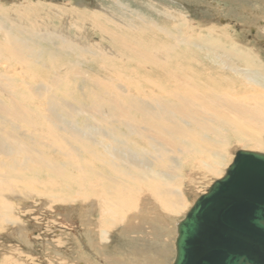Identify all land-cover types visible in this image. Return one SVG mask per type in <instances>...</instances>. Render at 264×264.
Segmentation results:
<instances>
[{"label":"bare ground","instance_id":"bare-ground-1","mask_svg":"<svg viewBox=\"0 0 264 264\" xmlns=\"http://www.w3.org/2000/svg\"><path fill=\"white\" fill-rule=\"evenodd\" d=\"M180 17L182 24L174 27L186 29L187 33L175 38L174 44L168 39L167 48L154 52L143 48L149 45L141 38L127 41L112 30H106V26L96 25V31L106 37V46L112 42L121 46L122 52L118 54L123 55H117V61L126 62L131 53L135 67L126 66L119 73H109L115 75L113 79L108 75L104 80L97 77L93 84L85 76L78 78L77 69L72 67L66 70L64 80H53L52 85L28 82L23 69L36 56L25 44L27 41L7 37L4 33L6 36L0 39V59L14 71L13 75L0 74V114L7 121H19L18 128L29 138L32 134L34 143H40L43 138L49 145L42 150L50 157L26 150L25 144L20 145L15 136L0 127V158L8 160H0V230L9 224L21 226L17 228L20 230L23 227L21 203L40 196L49 208L57 204L78 208L84 226L92 230L100 248L110 242L111 234L118 228L120 233L130 235L145 224L150 226L157 218L158 225L164 227L166 219L170 218L173 223L172 218L183 212L185 184L180 182L182 172L174 171L173 162L177 159L181 166L187 163V155H184L188 154L189 146L197 147L195 155L205 158L207 154L201 146L214 154L232 145L257 150L247 151H261L264 92L251 91V87L253 83L264 86V66L259 65L253 54L235 47L231 34L228 37L209 30L212 37L204 41L189 36V31L197 29L187 26ZM158 28L163 34L167 33L164 28ZM138 30L142 35L143 31ZM218 36H227L229 40L225 41L229 44ZM155 38L161 40L168 36L155 35ZM63 42L66 44L67 40L62 39ZM183 46L209 51L213 58L202 52L203 56L215 67H202L205 62L202 55L198 58ZM100 50L106 59L115 55L110 47ZM239 63L245 68L237 66ZM75 78V83L82 86L95 84L110 91L103 97H95L103 99L104 103L91 101L87 105L75 100L74 106L60 97L74 87L69 82ZM246 84L249 87H245ZM38 88L45 89L44 93ZM59 110L63 116L58 115ZM77 116L85 121L77 123ZM202 133L210 138H201ZM243 148L239 150H245ZM177 150L179 155L175 153ZM14 152L22 158L20 161L14 157H17ZM27 162L37 165L38 170L33 172L39 178L28 179L17 172L25 170ZM190 190L193 188L189 187ZM95 213H98V221L93 224L90 221Z\"/></svg>","mask_w":264,"mask_h":264},{"label":"rangeland","instance_id":"rangeland-1","mask_svg":"<svg viewBox=\"0 0 264 264\" xmlns=\"http://www.w3.org/2000/svg\"><path fill=\"white\" fill-rule=\"evenodd\" d=\"M180 16L184 18L187 26H194L197 29L189 31V36L199 37V41H204L212 37L208 33L209 30L219 33L217 35L227 34L228 37L231 34L230 38L235 47L253 54L259 65L264 66V0H0V39L3 40L6 35L21 38L27 41L25 44L27 43L28 48L33 50L35 60L25 59L29 62L23 69V76L28 82L52 85L53 80H64L66 70L72 67L77 69L78 78L85 76L87 81L93 84L96 83L97 77L104 80L108 75V78L113 79L115 75L111 74L119 73L126 66L135 67V63L131 62V53L126 62L121 63L119 59L117 61L116 56L123 55L118 54L122 52L121 46H118V43L115 46V42L106 46V37L101 31H96V25L106 26V30H112L111 32L123 36L124 39L127 38V41L141 38L143 43L149 45L143 48L154 52L167 48L165 43L168 39L174 44L175 38L187 33L186 29L174 27L182 24ZM16 22L19 24L16 25ZM134 26L136 28L138 26L143 34H140V30L132 28ZM158 27L164 28L167 33L163 34ZM155 35L162 38L165 35L168 38L158 40ZM218 37L225 44H229L225 41L227 36ZM62 39H66L67 43H61ZM109 47L115 55L106 59L100 54H103L100 49ZM186 48L183 46V49L193 52L198 58L202 55L204 60H201L205 61L202 67H215L214 63L203 56L205 53L213 58L209 51L202 47V50L200 47ZM0 65L1 75H13L14 70L8 67L4 59H0ZM75 81L76 78L72 79L69 83L74 87L67 89L69 92L60 96L72 105L75 100L87 105L91 101L102 104L103 99L96 100L95 97H103L102 95L110 92L95 87V84L82 86V83L77 84ZM245 87L249 85L246 84ZM251 88V91L256 89L264 92V86L260 84L253 83ZM38 90L45 91L41 88ZM51 90H54V87ZM58 115L63 116L60 110ZM77 117V123L85 121L83 117ZM18 122L16 119L7 121L0 114V127L3 131L15 136L20 145L25 144L26 150H35L45 158L50 157L42 150V147L49 144L43 138L40 139V143H34L32 134L29 138L21 132ZM202 134L201 138H210ZM201 141L212 145L206 140ZM201 147L205 150L207 158L195 155L197 147L191 145L187 150L188 154L184 155H187V163L181 166L177 159L173 162L174 171L182 172L180 182L185 184L186 195V206L183 212L172 218L173 223H170L172 220L169 218L166 219L164 227H161L157 218L150 226L145 224L147 227H141V230L130 235L120 233L118 228L111 234L110 242L102 244L99 248L97 244L100 242L95 240L92 230L84 226L83 215L78 208L64 207L61 204L49 208L45 200L36 196V199L28 198L21 203L23 207L20 220L23 227L20 230L17 228L21 226L10 224L0 230V264H3V261L4 264H108L107 261L110 264H170L174 258L176 223L189 210L193 200L224 174L235 152L243 148L226 146V150L214 154L210 149ZM243 149L257 151L248 147ZM260 152L264 153V136ZM175 153L179 155L178 150ZM14 154L17 155L15 158L20 157L17 153ZM189 158L195 161H190ZM213 158L215 161H212ZM0 160L8 162L5 158ZM27 164L29 165L25 170L17 172L28 179L34 176L39 178L34 174L36 172H33L38 170L37 165L31 162ZM189 187L193 190L189 191ZM14 202L17 203L16 200ZM162 213L168 215L165 211ZM97 221L98 213H95L90 222L94 224ZM171 227L174 230L170 231ZM149 230L151 232H148Z\"/></svg>","mask_w":264,"mask_h":264},{"label":"water","instance_id":"water-1","mask_svg":"<svg viewBox=\"0 0 264 264\" xmlns=\"http://www.w3.org/2000/svg\"><path fill=\"white\" fill-rule=\"evenodd\" d=\"M171 264H264V153L238 150L176 224Z\"/></svg>","mask_w":264,"mask_h":264}]
</instances>
